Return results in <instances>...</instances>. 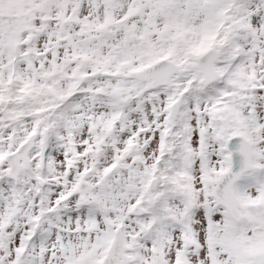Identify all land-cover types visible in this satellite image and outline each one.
I'll return each mask as SVG.
<instances>
[{
    "label": "snow or ice",
    "instance_id": "obj_1",
    "mask_svg": "<svg viewBox=\"0 0 264 264\" xmlns=\"http://www.w3.org/2000/svg\"><path fill=\"white\" fill-rule=\"evenodd\" d=\"M0 264H264V0H0Z\"/></svg>",
    "mask_w": 264,
    "mask_h": 264
}]
</instances>
